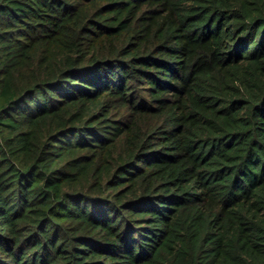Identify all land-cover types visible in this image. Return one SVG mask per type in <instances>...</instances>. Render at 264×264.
Returning <instances> with one entry per match:
<instances>
[{"label":"trees","instance_id":"1","mask_svg":"<svg viewBox=\"0 0 264 264\" xmlns=\"http://www.w3.org/2000/svg\"><path fill=\"white\" fill-rule=\"evenodd\" d=\"M0 264H264V0H0Z\"/></svg>","mask_w":264,"mask_h":264}]
</instances>
